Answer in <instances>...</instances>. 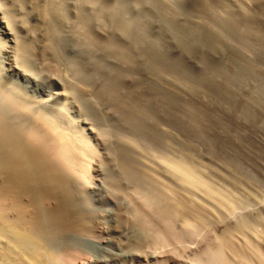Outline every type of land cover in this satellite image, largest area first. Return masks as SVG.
I'll list each match as a JSON object with an SVG mask.
<instances>
[{
    "label": "bare ground",
    "instance_id": "1",
    "mask_svg": "<svg viewBox=\"0 0 264 264\" xmlns=\"http://www.w3.org/2000/svg\"><path fill=\"white\" fill-rule=\"evenodd\" d=\"M5 1L0 0V24L8 35L7 42L0 41V264H264V252L252 237L241 244L232 240L233 231L249 228L250 220L241 216L213 234L209 215L200 212L192 195L198 192L228 209L232 201L226 193L202 179L182 155L151 152L157 168L133 166L132 150L144 146L133 137H119L116 150L123 152V162L102 177L109 189L97 193L95 200L98 208L107 202L115 207L113 230H108L105 214L92 210L83 187L86 179L94 183L89 172L93 145L66 106L70 98L83 112L84 89L66 74L58 76L54 96H33L16 80L7 81L2 58L9 56L13 70L30 72L28 44L14 30L23 26L29 9L36 11L43 26L36 51L39 63L69 61L61 39L68 32L73 42L91 52L87 60L95 62L90 75L82 77L77 70V77L94 83L98 96L116 102L131 130L153 136L141 119L145 113L117 89L125 78L136 77L132 57L114 36L101 37L97 29L103 24L101 16H117L123 1L8 0L23 15L20 23ZM129 20L125 12L117 18V33L128 35ZM95 48L105 56L116 52L127 70L93 61ZM99 69L105 78L96 83ZM55 98L62 100L53 103ZM121 196H127L128 205ZM78 238L107 244L113 252L97 259Z\"/></svg>",
    "mask_w": 264,
    "mask_h": 264
},
{
    "label": "rangeland",
    "instance_id": "2",
    "mask_svg": "<svg viewBox=\"0 0 264 264\" xmlns=\"http://www.w3.org/2000/svg\"><path fill=\"white\" fill-rule=\"evenodd\" d=\"M121 1L117 16L102 15L103 24L97 29L101 37L114 36L132 57L136 77L125 78L117 89L145 113L141 119L153 136L131 130L116 102L106 95L98 96L94 83L77 77V70L82 77L90 75L95 62L87 60L91 52L85 46L70 39L64 31L67 27L62 26L66 35L61 39L69 61L48 66L39 63L36 51L43 26L34 10L29 9L23 26L14 30L28 44L32 68L30 72L13 70L7 56L2 58L5 78L16 80L40 98L54 96L60 75L67 74L72 83L84 89L83 112L70 98L66 106L93 145L89 172L94 183L89 179L83 183L85 198L94 206L92 210L105 214L103 222L109 231L113 230L115 207L107 202L98 208L95 200L97 193L109 189L104 180L109 171L123 162V152L116 150L119 137L128 136L144 144L132 150L133 166L157 168L159 163L152 153L186 157L202 179L232 201L227 209L192 193L200 212L209 215L211 233L244 216L250 227L233 231V243L252 237L250 240L264 252V0ZM6 5L11 6L9 2ZM16 7L11 6V14L15 23H20L23 15ZM121 12L131 20L128 35L117 33ZM7 37L0 24V41L7 42ZM95 49L93 61L127 70L116 52L105 56L103 50ZM101 70L95 76L96 83L105 78ZM60 100L55 98L53 103ZM127 199L121 196L120 201L128 205ZM78 241L97 259L113 252L107 244Z\"/></svg>",
    "mask_w": 264,
    "mask_h": 264
}]
</instances>
